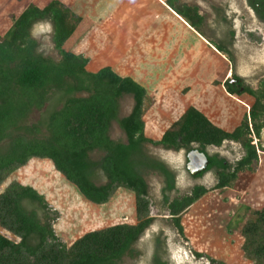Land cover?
<instances>
[{
  "label": "trees",
  "instance_id": "1",
  "mask_svg": "<svg viewBox=\"0 0 264 264\" xmlns=\"http://www.w3.org/2000/svg\"><path fill=\"white\" fill-rule=\"evenodd\" d=\"M250 2L264 18V0ZM165 4L203 34L206 19L197 6L180 0H165ZM12 22L10 30L0 36V186L30 160H48L94 205H106L119 188L134 193L137 223L89 233L68 247L55 231L59 211L34 188L12 182L0 194V228L18 242L0 233V264H120L155 221L144 175L164 173V165L147 155L146 145L187 153L198 149L207 154L209 148L232 141L243 150L235 163L207 154L206 171L216 170L217 186L211 190L196 186L190 194L168 203L170 221L182 238V216L191 206L211 191L233 189L241 173H256L259 151L264 152L260 142L264 80L254 89L233 73L224 83L229 94L247 93L254 98L249 114L232 133L190 107L161 141L154 142L145 136V88L132 78L119 76L111 67L89 72V59L70 51L71 40L82 33L83 18L53 0L42 9L29 5ZM41 23L52 25L58 61L38 53L40 45L32 31ZM209 42L233 62L225 45ZM126 96L132 97L134 106L129 116L119 118L120 101ZM34 111L40 113V120L28 125ZM113 122L125 133L126 143L111 139ZM95 154L97 160L92 157ZM167 188L171 190L173 185ZM241 236L245 259L264 264V206L245 220ZM195 255L211 264H224Z\"/></svg>",
  "mask_w": 264,
  "mask_h": 264
},
{
  "label": "rangeland",
  "instance_id": "2",
  "mask_svg": "<svg viewBox=\"0 0 264 264\" xmlns=\"http://www.w3.org/2000/svg\"><path fill=\"white\" fill-rule=\"evenodd\" d=\"M17 1L15 2L16 7L11 6L10 3L0 2V11H24L31 4L42 8L53 0H37L36 3L30 2L31 0ZM59 1L84 20L81 35H77L76 39L74 37L69 46L72 53L87 54L90 60L91 57H94L98 61L91 63L93 67L89 64V70L109 66L118 74L127 75L139 68H145V65H141L142 62H139L141 39L147 40L154 37V35H150L154 30L153 26L161 22L159 16L163 15L162 7L155 2L156 0L154 2L152 0ZM160 2H165V0ZM180 2L189 6H197L200 9L201 15L205 17L208 23V26L206 24L203 28L207 40L212 36L215 43L232 46L235 56L242 54V52L246 53V56L256 54L254 53V45L259 44L263 48L261 52L264 57V36H259L256 31V33L253 31L259 18L250 6L249 0H180ZM142 9L149 12L151 9L154 10L151 22L149 24L147 22V26L140 30L139 26L145 23L144 11H140ZM155 11H157L158 16H156ZM129 14V17L133 16L134 18L123 24L124 18H128ZM221 19L226 20L228 26L224 23L217 25ZM261 23L264 25V22ZM125 26H127L126 41L123 38L119 45L115 39H118V36L123 37ZM148 27L152 28L147 31ZM2 33L0 31V36ZM259 33L264 34L261 31ZM32 34L40 45L38 53L53 61H58L59 55L55 51L52 40V25L49 23L38 24L34 27ZM82 37L86 38L85 43L80 40ZM153 39H156V36ZM214 49L217 53L222 54L216 48ZM125 56H127L126 59ZM227 59L230 61L228 56ZM263 61L264 59H259L258 62L250 61V63L237 61L236 74L240 76L251 75L257 69L258 63L264 64ZM233 64L232 62V66L229 67H234ZM204 67L205 65L201 64L197 70H202ZM208 68L209 64L207 65ZM208 72L211 71L208 70ZM143 81L145 82L144 78ZM248 82L252 83L251 81ZM162 90L165 92L164 87ZM184 90H182V95ZM168 97L172 98L169 95ZM155 102L152 101V104ZM161 102H166L165 108H173L172 100H161ZM161 102L157 101L162 105ZM133 105L131 96L123 97L120 101L119 118L125 117ZM175 105L179 106L180 101H176ZM39 120L40 113L34 111L27 120V124H36ZM110 133L112 137L124 141L125 136L118 123H112ZM146 150L147 155L152 159H157L163 165L166 164L163 168L164 173H156L167 180V185L171 184L173 187H177L175 192L169 194L170 199L188 194L194 185L207 186V183L209 185L217 182L215 176L209 177V179L206 176L205 180H194L187 171L184 173L182 168L187 165V152L185 150L175 152L148 145H146ZM217 152L226 154L230 161L240 159L242 155L237 145H224ZM263 154H259L261 161L258 165L260 169L258 167L256 169L257 174L247 175L248 180L232 190H217L206 194L183 214L181 221L186 239L179 236L168 217L167 209L163 206L161 179L149 173L148 178L152 183L150 213L155 221L133 246L132 252L128 253L120 264H156L155 260L161 257V254L164 255L161 258L166 264H211L208 259L205 260L206 258L203 262L197 261L190 251L192 253L199 252L224 264H252L245 259L242 252L244 240L241 236V229L245 220L251 217L252 211L260 210L264 206ZM92 157L96 160L99 158L96 154ZM54 169L51 161L32 159L26 166L10 175V180L8 179L0 186V194L14 181L23 186L39 188L41 190L39 193L44 196L50 206L54 209L58 208L56 210L60 213V219L55 226V231L68 247H71L76 240L78 241L82 235L88 232L136 223L135 197L132 192L125 188H119L106 205L95 207L94 204L82 197L74 185L66 181ZM248 184L250 188L247 190ZM0 233L18 242V239L3 232L1 228ZM162 247L164 248L161 249Z\"/></svg>",
  "mask_w": 264,
  "mask_h": 264
},
{
  "label": "crops",
  "instance_id": "3",
  "mask_svg": "<svg viewBox=\"0 0 264 264\" xmlns=\"http://www.w3.org/2000/svg\"><path fill=\"white\" fill-rule=\"evenodd\" d=\"M152 1L154 2V0ZM160 1L156 0L155 2L158 3L162 7L161 10H163L162 11L163 15L159 16L161 22L157 23L156 26H153L154 30L150 34V35H154L153 38H155L156 36V39H153V38L152 39L150 38L147 40L141 39V42H140V44L142 45H140L141 49L139 50V60H140L139 62H142L141 65H145L144 66L145 68L143 69L139 68L138 70H135L132 74L129 73L127 75L118 74L114 69H112L116 74H118L121 77L132 78L135 82H137L140 86L145 88V90L147 91V96L145 99V111H144V116H143V121L145 123V136L149 140L154 141V142L161 141L164 133L168 130V128L174 122H176L185 113V111L190 107H193L197 109L199 112H201L215 126L219 127L225 132L232 133L241 125L245 116L249 114V111L254 104V98L247 93L243 95H231L227 92L226 88L224 87V83L228 79H231L233 73L236 72L235 63L237 61L240 62L241 60V62L245 61L247 63H250V61L258 62L259 59H264V57L262 56V52H261L263 51V48L259 44L254 45V48H255L254 53L256 54H253V55H255V57H253L252 54L246 56L245 55L246 53L244 52H242L243 55L237 54V56H235L232 46L225 45L229 52V55H231V57L233 58L234 67L230 68L229 66L230 65L232 66V63L227 59V56L217 53L214 49L215 47L209 42V40H207V36L204 33L203 35L202 33H198L197 31H195L184 19L179 17L169 7H167L165 2H160ZM0 2H4V4L10 3L11 6L13 5V7H16L15 2H18V1L17 0H0ZM30 2L36 3L37 0H31ZM50 2L51 1H49V3ZM37 7L40 9L44 8V7L41 8L38 5ZM153 10L154 9H151L150 12L144 9L140 10L141 12L144 11L143 15H145V23L144 25L142 24L139 26L140 30L141 28L147 26V22L149 24V22H151V19H153L152 17ZM22 12L23 10L17 11V12L16 10L0 11V31L3 32L1 36H4L12 27V23H13L12 18L19 17ZM155 12H156V16H158L157 11ZM129 16L130 14L128 15V18L127 17L124 18L123 24H125L126 22L134 18L133 16L131 17ZM260 17L261 16H258L260 21L259 20L257 21L258 24L253 31L254 32L256 31L259 36L260 35L264 36L263 33H259L260 31L264 32V27H263L264 25L261 23L262 20L260 19ZM151 28L152 27L150 28L148 27L147 31L150 30ZM124 30H125V34H123V37L118 36V39H115V42H118L119 45L121 43V40L123 38L125 40V38L127 37V33H126L127 26L124 27ZM158 32H160V34H158ZM202 32H203V29H202ZM85 39H86L85 37H82L80 40H82L83 43H85L84 42ZM74 54L83 55L86 58L89 57L87 56V54H81L79 52L74 53ZM91 58H92L91 60L90 58H88L89 64L98 62L96 59H94V57H91ZM124 58L126 59L127 56H125ZM249 59H252V60H249ZM201 64L205 65V67L202 70H197V67H199V65ZM208 64H209V68L207 69ZM88 66H87V70L89 72L96 73L100 70V69L89 70ZM106 67H109V66H106ZM208 70H210L211 72H208ZM239 77L243 80L252 82L250 86L245 83L247 87L257 89L260 82L264 80V64L258 63L257 69L253 73H251V75H248V76L239 75ZM143 78L145 79V82L143 81ZM163 87L165 88V92H163L162 90ZM183 89L185 90H184V94L182 95ZM168 95L171 96L172 98H169ZM161 100H169V101L172 100L173 108L172 109L165 108L166 102L163 103L161 102ZM175 100L180 101L179 106L175 105L176 104ZM152 101H156V102L152 104ZM157 101H160L162 105H160V103H157ZM132 109L127 113V115H125V117L130 115V113L132 112ZM124 136L125 137H124L123 142L126 143L125 133H124ZM110 137L114 141H122L120 139L112 137L111 133H110ZM224 145H229V146L237 145L242 154L241 157L243 156V150L238 144L232 141H225L222 146ZM222 146L209 148L207 150L208 157L210 156L218 157L220 159H224L230 162L226 154L222 152L221 153L217 152V150L221 149ZM145 149H146V146H145ZM181 151H184V150H181ZM260 153H264V152L259 151V154ZM207 154L205 155L207 156ZM260 161L261 159L259 156V163ZM186 162H187V157H186ZM235 162H232V163H235ZM182 169L184 173L186 171L188 172L187 165L185 167L183 166ZM150 174L154 175V177L156 176L161 179L162 186H163L162 198L164 199L163 206L165 208L170 201L176 199L177 197L190 194L191 191L196 186H203V187H206L208 190H211V189H214L218 184L216 170H211V171H208L207 178L209 179V177L213 178L215 176L217 179L216 183L214 184L210 183L209 185L207 183V186L194 185L188 194L179 195V196H176L170 199L169 194L172 192H175L177 190V187L175 186L171 190H167L168 189L167 180H165L164 177L157 175L156 172H151ZM255 174L257 173H254V174L241 173L239 175L238 181L236 182L234 188L237 187L238 185H241L242 183H245V181L248 180L247 175L250 176V175H255ZM144 176L149 186V190L151 194L152 183L148 178L150 175L147 173ZM20 185L23 186L22 184ZM32 188H34L38 193L41 191L39 190V188H35V187H32ZM249 188H250V185L248 184L246 189L248 190ZM222 190L229 191L232 189H222ZM214 191H217V190H214ZM214 191H211V192H214ZM39 194L42 195L41 193ZM97 206H102V205H95V207ZM91 207H94V206H91ZM168 215H169V212H168ZM136 223H137V220H136ZM136 223H133L130 225H135ZM89 233H93V231L88 232L86 234H89ZM86 234L82 235L81 238H83ZM161 244L164 245L163 242H161ZM163 248L164 247H162L161 249ZM162 251L164 252V250ZM190 252H191V255L194 254L195 258L199 262H202L201 259H205V257L198 258L195 255V253H199V252H195V253H192V251ZM163 256L164 255L161 254V257ZM161 257H158V258L156 257L157 258L155 260L156 264H166V262L163 261Z\"/></svg>",
  "mask_w": 264,
  "mask_h": 264
},
{
  "label": "water",
  "instance_id": "4",
  "mask_svg": "<svg viewBox=\"0 0 264 264\" xmlns=\"http://www.w3.org/2000/svg\"><path fill=\"white\" fill-rule=\"evenodd\" d=\"M187 170L191 176H198L206 172L209 161L208 157L198 149L191 151L188 156Z\"/></svg>",
  "mask_w": 264,
  "mask_h": 264
},
{
  "label": "flooded vegetation",
  "instance_id": "5",
  "mask_svg": "<svg viewBox=\"0 0 264 264\" xmlns=\"http://www.w3.org/2000/svg\"><path fill=\"white\" fill-rule=\"evenodd\" d=\"M249 2H250V0H249ZM251 3V2H250ZM263 4H264V2H262ZM259 4H261V3H258V5L257 6H259ZM250 6L252 7V5L250 4ZM252 9H253V11L256 13V15L257 16H260V13L259 12H257V11H255V9L252 7ZM260 19L262 20V22H264V18H261L260 17ZM226 20H222L221 19V21H218L217 22V25H220V24H223L224 23V25H226V26H228V23L227 22H225ZM207 24V26H208V23L206 22V20H205V25ZM204 25V26H205ZM209 40L210 41H212V42H214V40H213V37L211 36L210 38H209ZM215 43V42H214ZM235 65H236V63H235ZM236 73V72H235ZM238 77H239V75L238 74H236ZM243 80V79H242ZM244 81V84L246 83V84H248L249 86H250V83L248 82V81H246V80H243ZM233 85H234V83H235V81L233 80L232 82H231ZM246 84H245V86H246ZM260 142H261V145H264V133L261 135V139H260ZM187 154V153H186ZM239 159L237 158V159H234L233 161H230V159H229V161H230V163H232V162H235V161H238ZM188 162V161H187ZM207 173H208V171L207 172H204V173H202V174H200V175H198V176H191L190 174V177L192 178V179H194V180H203V179H205V177L207 176ZM206 260V259H205ZM201 261L203 262L204 261V259H201Z\"/></svg>",
  "mask_w": 264,
  "mask_h": 264
},
{
  "label": "clouds",
  "instance_id": "6",
  "mask_svg": "<svg viewBox=\"0 0 264 264\" xmlns=\"http://www.w3.org/2000/svg\"><path fill=\"white\" fill-rule=\"evenodd\" d=\"M188 154H189V153H187L186 157L188 156ZM187 161H188V159H187ZM187 163H188V162H187Z\"/></svg>",
  "mask_w": 264,
  "mask_h": 264
}]
</instances>
